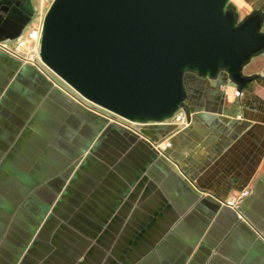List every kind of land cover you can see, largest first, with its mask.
Segmentation results:
<instances>
[{
  "label": "crops",
  "instance_id": "crops-1",
  "mask_svg": "<svg viewBox=\"0 0 264 264\" xmlns=\"http://www.w3.org/2000/svg\"><path fill=\"white\" fill-rule=\"evenodd\" d=\"M35 3L0 0V264H264V50L243 87L186 72L185 123L125 127L10 51Z\"/></svg>",
  "mask_w": 264,
  "mask_h": 264
},
{
  "label": "water",
  "instance_id": "water-1",
  "mask_svg": "<svg viewBox=\"0 0 264 264\" xmlns=\"http://www.w3.org/2000/svg\"><path fill=\"white\" fill-rule=\"evenodd\" d=\"M229 0H55L40 37L42 62L87 101L132 122L172 118L184 75L226 71L264 50V15L237 21Z\"/></svg>",
  "mask_w": 264,
  "mask_h": 264
},
{
  "label": "built area",
  "instance_id": "built-area-1",
  "mask_svg": "<svg viewBox=\"0 0 264 264\" xmlns=\"http://www.w3.org/2000/svg\"><path fill=\"white\" fill-rule=\"evenodd\" d=\"M54 1L55 0H36V3L33 6V13L31 14V17H32L31 23H30L29 29L25 37H22V36L18 37L15 48L13 50H10L11 52L17 54L20 51V49H23L24 47L27 46L28 41H32L33 46L26 50V55H25L24 60L34 65H37L38 60L42 62L40 55H39V48H40V37H41V32H42V27H43V20H44L47 10L49 9V7L52 5ZM3 47L6 48L5 45ZM239 93H240L239 91L236 92V94H239ZM80 97L83 98L82 96ZM89 103L96 109L102 110L105 113H109V115H111V119L122 126L130 127L132 123H136V122H132L127 119H124L120 116H117L91 102ZM174 118L176 119V121L180 123L186 122L184 115L180 112H176L174 115ZM168 146H170V141L167 139L155 144V147L159 149L160 151H163ZM247 195H248V191H242L238 194L231 195L223 203L226 206L233 208L235 211H237L239 216L242 217V213L240 212V204H241L242 199L246 197Z\"/></svg>",
  "mask_w": 264,
  "mask_h": 264
},
{
  "label": "rangeland",
  "instance_id": "rangeland-1",
  "mask_svg": "<svg viewBox=\"0 0 264 264\" xmlns=\"http://www.w3.org/2000/svg\"><path fill=\"white\" fill-rule=\"evenodd\" d=\"M260 5L258 0H229L227 8H233L237 15V21H241L245 18V12L248 9L257 8ZM261 30L263 31L264 27Z\"/></svg>",
  "mask_w": 264,
  "mask_h": 264
}]
</instances>
